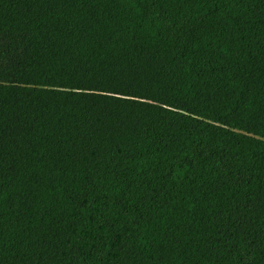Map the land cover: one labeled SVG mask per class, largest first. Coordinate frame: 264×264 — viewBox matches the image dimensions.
<instances>
[{
  "label": "trees",
  "instance_id": "obj_1",
  "mask_svg": "<svg viewBox=\"0 0 264 264\" xmlns=\"http://www.w3.org/2000/svg\"><path fill=\"white\" fill-rule=\"evenodd\" d=\"M0 264H264V0H0Z\"/></svg>",
  "mask_w": 264,
  "mask_h": 264
}]
</instances>
